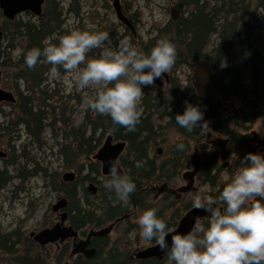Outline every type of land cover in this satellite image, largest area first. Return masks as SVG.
<instances>
[{
    "label": "trees",
    "instance_id": "16d2710c",
    "mask_svg": "<svg viewBox=\"0 0 264 264\" xmlns=\"http://www.w3.org/2000/svg\"><path fill=\"white\" fill-rule=\"evenodd\" d=\"M173 1L186 15H182L176 23L170 22L165 27L158 28L156 36L147 41L132 42L145 52H150L161 37H170L177 47L176 61L172 67L174 70L182 66L193 69L201 60L211 62L215 76L212 91L202 100L195 94L187 100L182 94L181 83L173 78L165 91L158 89V92L141 99L140 122L135 130L113 124L110 115H101L92 109L88 111L86 124L73 129L78 142L76 155L89 159L90 155L100 148L101 140L108 132L115 142L125 143L121 151V170L134 180L136 190L128 199L120 201L114 192L104 187L109 174H104L101 182L91 177V174L102 175L98 162V165L90 164L91 174L85 176L82 175L84 169L81 167L77 180L73 184L63 186L61 193L63 192L64 197L74 205L69 210V221L82 236L86 235L88 228L101 229L115 222L117 225L129 222L133 214L142 213L149 207H157L158 215L164 218L169 226L177 227L182 216L193 207L191 199L193 193L182 196L180 200H174L168 193L155 199L159 187L166 183L170 188H174L183 170L190 168V154L196 150L202 157L198 180L203 185L210 186V195L218 196L227 182L223 183L221 179L223 172L221 153L209 145L208 133L229 138L228 149L233 165L228 173L232 175L239 167L240 159L248 151L251 141L250 135L247 134L248 125L254 123L264 113V36L257 32L255 27L258 21L256 13L260 9L264 11V0H216L214 4L211 0ZM77 6L74 13L79 15L78 2ZM4 17L6 20L2 26V37L4 35L25 44L17 78L28 83L23 92L19 87L16 88L17 102L14 106L17 115L15 127H12L9 134L14 133L18 126L24 125L26 133L39 141L47 127L48 119L44 107L48 106L46 102L49 98L47 92L42 90V86L54 65L41 58V62L30 69L25 64V56L32 47L43 48L46 40L59 42V37L64 34L63 10L57 0H45L43 17L37 20V23ZM132 18L136 22L139 17L135 14ZM214 36L216 43L210 50L214 44ZM241 37L245 38L247 44V48L242 52L246 58L245 64L226 65L225 61L234 56L236 41ZM10 47L16 49L14 44H10ZM3 66H9L7 60ZM57 67L62 73L66 71L60 66ZM248 79L252 81L251 86L247 84ZM229 101L240 103L239 109H233L231 114L228 112L229 109H224ZM186 102L199 105L206 117L211 113L216 116V122L210 129L203 133L199 127L188 131L176 123V114L184 112ZM91 113L93 117L90 116ZM232 124L245 133L233 129ZM88 126L91 127L89 137L86 128ZM170 131H175L180 138L167 150H156L167 142ZM177 142L185 144L184 150L175 147ZM68 150L72 151L71 146L61 150L66 157L69 155ZM23 177L25 173L21 172L20 178ZM0 179H3V182L12 180L5 171H0ZM85 182L99 184V193L93 195L87 188L84 189ZM1 183L0 189L6 185V182ZM178 203H182V207H178ZM135 228L137 226L131 225L128 229ZM26 242L27 248L17 233L0 234V249L4 254L14 258L12 264H48L47 255L50 256V253L45 248L53 244L41 246L30 238L26 239ZM93 242L97 248L94 258L72 256V246L68 244L57 248L58 262L67 258L64 264L71 262L97 264L105 255L102 264H168L167 256L164 259L132 260L130 253L120 250L119 246L110 248L109 237L94 238ZM151 243L156 244L154 240ZM17 247L24 249L19 250Z\"/></svg>",
    "mask_w": 264,
    "mask_h": 264
},
{
    "label": "rangeland",
    "instance_id": "374dc122",
    "mask_svg": "<svg viewBox=\"0 0 264 264\" xmlns=\"http://www.w3.org/2000/svg\"><path fill=\"white\" fill-rule=\"evenodd\" d=\"M211 1L214 4L216 0ZM57 2L63 10L62 20L64 23L62 30L64 34L73 29H85L89 25H92L99 30L109 32L111 47L118 45L123 34L130 36L132 41H147L155 37L158 28H163L172 22V10L174 8L180 9L173 0H122L127 16L132 18L136 14L139 17L138 21L135 22L139 35L137 38L122 26L113 8L112 0H57ZM77 2L79 3V15L74 13L75 9L78 8ZM181 15L186 14L181 11ZM256 16L258 19L255 26L256 30L264 36V11L260 9L256 13ZM5 20L3 12L0 9L1 32ZM17 20L37 23V20L40 19L32 14L23 13L18 16ZM213 38L214 44L210 47V50H212V47L216 43V36ZM10 44H14L16 49L10 47ZM24 46L25 44L22 41L6 38L4 35L0 40V68L3 72L2 88L14 92L15 95L17 87L23 92L28 85L25 80L17 78L20 72L19 62L22 60ZM246 46L244 37L238 39L235 44L234 56L225 61V64L243 66L246 58L242 52L247 48ZM101 51L102 49L99 48L93 49L88 53V56H98ZM6 60L9 64L8 67L3 66ZM54 67L56 68L55 72H53ZM53 68L47 75V82L42 86V90L47 92V98H49L46 102L48 106L44 107L48 119L46 121L47 127L39 141L26 133L24 125L18 126L15 128L14 133L9 134L12 127H15L14 122L16 121L17 115L15 106L4 103L0 108V126L2 133L0 137V149L7 150L12 147L11 160H13L11 162L15 163V165L8 169L9 176H11L12 180L9 182L6 181V185L0 189V234L17 233L23 244L25 243V248H27L26 239L28 240L31 233L40 232L45 228L52 227L57 222L56 215L52 211V206L58 200V185L64 174L67 172H76L79 177V170L83 167L82 175L85 176L90 173V164H97L96 161H93V156L98 150L90 155L89 159L85 156L76 155L78 142L76 133L73 132L74 128L77 129L86 124L88 111L91 109L87 101L95 95L96 90L92 87L77 90L75 87V78L72 73L68 71L62 73L57 66H53ZM168 73L170 75L169 82H166L162 78V81L165 83L164 87L159 88L154 84L145 86L142 98L156 93L159 90L165 91L173 78L178 79L181 83L182 94L186 96L187 100L193 94L196 95L192 68L189 66H182L176 70L172 68ZM247 84L252 85L251 79H248ZM230 103L232 104L229 105ZM227 105L224 109H229L228 112L230 114L233 109H239L240 107L238 101H229ZM90 116L93 117V113ZM204 119L208 120L209 118L204 116ZM86 128L88 129L87 137H89L91 127L88 126ZM232 128L242 132L233 124ZM252 131L264 137V113L256 120L255 124L251 126L247 133H252ZM67 134L70 136L68 137ZM108 134L107 132L101 140L100 148L103 146ZM179 138V135L175 131H170L167 135V142L161 144L156 150H167ZM68 146H71L72 151L68 150L69 155L66 157L61 150L64 148L68 149ZM196 153H198L196 150L191 152V161L193 155ZM5 169V161L0 160V171L3 172ZM99 170H101V164H99ZM189 170H192V164L190 168L183 170L182 175L174 184V189L185 185L183 174ZM21 172L25 173V177L20 178ZM91 177L97 182H101L104 179V177L98 174H91ZM221 179L223 183H228L231 179V173L224 170L221 174ZM0 180L2 181L3 179ZM90 183L92 182H85L84 189L89 187ZM97 186L100 188L99 184ZM162 186L163 184L160 187ZM196 186L198 191L203 190L206 194H210L211 192L210 186L203 185L198 179ZM62 195L64 196L63 192ZM182 205V203H178V207H182ZM140 214L141 212L133 214L129 221L130 223L121 222L114 228L109 236L110 248L117 245L120 250L123 249L125 252L132 254L153 245L140 238V228L136 222ZM131 225H135L137 228L129 230L128 228ZM92 229L99 230L98 228H88L86 235ZM86 235H81L80 237L85 239ZM66 243L61 244L59 248L68 244L72 245L71 241ZM17 248L19 250L24 249V247L23 249L21 247ZM45 249L49 250L48 253H50V256L47 255V260H49L48 264H64L67 258L63 259L60 263L58 262L59 251H57L58 249L55 245H49ZM105 258L106 256L104 255L97 261V264L104 263ZM13 261L14 258L12 256L4 254L0 249V264H12Z\"/></svg>",
    "mask_w": 264,
    "mask_h": 264
},
{
    "label": "clouds",
    "instance_id": "9594fccd",
    "mask_svg": "<svg viewBox=\"0 0 264 264\" xmlns=\"http://www.w3.org/2000/svg\"><path fill=\"white\" fill-rule=\"evenodd\" d=\"M44 45L27 51V67L35 68L43 58L72 73L77 90H96L87 101L90 108L110 115L113 124L129 130H135L140 122L144 87L170 72L177 57L176 44L168 36L145 52L127 35L111 47L109 32L92 25L61 35L58 43L46 40ZM98 48L102 49L98 56H88ZM204 116L199 105L186 102L184 112L176 114L175 121L188 131L199 127L203 133L210 129ZM175 147L184 150L185 144L177 142ZM104 187L124 201L135 192L136 183L122 172L120 160L113 159ZM191 199L193 207L210 215L194 217L191 229L180 232L158 215L157 207H149L136 221L140 238L149 243L154 240L169 264H264V152H249L240 159L239 167L218 196L200 190ZM170 233L171 244L166 239Z\"/></svg>",
    "mask_w": 264,
    "mask_h": 264
},
{
    "label": "water",
    "instance_id": "95a60500",
    "mask_svg": "<svg viewBox=\"0 0 264 264\" xmlns=\"http://www.w3.org/2000/svg\"><path fill=\"white\" fill-rule=\"evenodd\" d=\"M44 0H0V7L3 10L6 17L9 19H15L17 15L25 13L27 11L32 12L36 16L42 15V7ZM113 7L116 11L118 19L125 25L131 26L132 22L129 18L123 15L120 8V1L116 0L113 4ZM172 18L173 20H178L180 18V11L177 8L172 10ZM2 37V33H0V39ZM1 69H0V83H1ZM164 76L167 77V74L164 73ZM193 79L195 84V90L197 93V97L202 100L204 96L212 91L215 76H214V67L211 62L207 60H201L197 62L193 68ZM157 80V79H156ZM155 80V83H156ZM15 102V98L5 90H0V103L1 102ZM212 116V115H211ZM209 138H212V135L208 134ZM113 137L110 135L107 138L105 145L98 151L95 155V158L100 160L103 164V170L105 173L109 174V163L113 159H118L121 153V145L117 144L116 146H112ZM228 139H224L222 137H215L211 140V145L214 149L220 150L222 153V158L227 160L230 157V151L228 149ZM259 145L264 146V140L259 141ZM249 152H254L253 149H249ZM0 157H4V154L0 152ZM226 165L224 164L223 168ZM202 167L201 156L199 154L193 155V170L185 173L183 175V179L186 182V185L178 189L179 194H185L189 192L197 191L195 186L196 177L199 174ZM76 179V175L74 173H66L63 177V181L65 182H74ZM167 189V185L164 184L160 190L159 194H162ZM88 190H92L96 193L97 189L92 184L89 186ZM66 205V200H62L59 204V208H63ZM55 209V207H54ZM210 215V213L204 211L203 209H198L193 207L190 209L180 220L177 230L180 232H187L191 229L194 224V217L201 216L206 217ZM68 215L64 213L62 215V221L67 219ZM113 226H109L106 229L101 231L93 230L89 233L86 239H79V234L74 230L72 226L65 227L61 229V224L56 225L51 230L43 231L39 234H36L35 240L42 244H49L57 241L59 238L64 241L66 238L73 239V255L82 254L87 258L95 257L97 250L92 247V239L95 237H105L112 232ZM34 234H32L33 236ZM171 233L166 237L169 244H171ZM166 254L162 252L158 246L155 244L151 247H148L144 250L139 251L137 254L138 259H149L153 257L163 258Z\"/></svg>",
    "mask_w": 264,
    "mask_h": 264
},
{
    "label": "flooded vegetation",
    "instance_id": "af4514ba",
    "mask_svg": "<svg viewBox=\"0 0 264 264\" xmlns=\"http://www.w3.org/2000/svg\"><path fill=\"white\" fill-rule=\"evenodd\" d=\"M116 0H112V2H113V4H114V2H115ZM120 1V8H121V11H122V13H123V15L124 16H126L127 18H129L130 19V21L132 22V28L131 27H128V26H126L125 24H123V23H121L122 24V26L125 28V29H127V30H129L130 31V33L132 34V35H134L135 37H137L138 38V33H137V30H136V25H135V21L133 20V18H131V17H129V16H127V14H126V12H125V10H124V7H123V4H122V0H119ZM44 5H45V0H44V3H43V7H42V15L41 16H36V15H34L32 12H30V11H27V12H25V13H29V14H32V15H34L35 17H37V18H42L43 17V14H44ZM114 8V7H113ZM0 9H1V7H0ZM115 10V9H114ZM2 12H3V10H2ZM3 15L5 16V14H4V12H3ZM181 14H180V18H181ZM179 18V19H180ZM178 19V20H179ZM173 20V19H172ZM171 20V21H172ZM178 20H173L172 21V23H176ZM120 21V20H119ZM175 21V22H174ZM137 22V21H136ZM0 33H2L1 31H0ZM126 34H123V36H125ZM122 36V37H123ZM1 69V68H0ZM1 72H2V70H1ZM162 78H164L165 79V81L166 82H169V80H170V76H169V74H167V77L166 76H162L161 78H157V80H156V83H154V85H157L159 88H162V87H164V85H165V83L162 81ZM48 79V78H47ZM2 82H3V72H2V74H1V83H0V90L2 89V90H5V91H7L8 93H10L14 98H15V100H17L16 99V95H15V93L14 92H12V91H8V90H6V89H4V88H2ZM46 82H47V80H46ZM45 82V83H46ZM16 102V101H15ZM15 102H1L0 103V108H1V106H2V104H4V103H8V104H11V105H14L15 104ZM208 122H209V127L210 126H212L213 125V123L214 122H216V116L215 115H212V116H208ZM256 122V121H255ZM255 122L254 123H252V124H250V125H248V127H249V129L251 128V126L252 125H254L255 124ZM240 130V129H239ZM239 132V131H238ZM242 132L243 133H245V131H243L242 130ZM209 134V133H208ZM210 134H212V133H210ZM248 135H250V137H251V141H250V144H249V146H248V151H249V149H253L254 150V152H264V146H261V145H259V141L260 140H264V137H261L259 134H257L255 131H252V133H247ZM1 135H2V133H1V126H0V137H1ZM109 135V134H108ZM216 136H214L213 134H212V138H215ZM212 138H208L210 141L209 142H211V140H212ZM224 139H228L229 140V138H226V137H223ZM118 144H120L121 145V151L123 150V148L125 147V143L124 142H122V141H118L117 142ZM229 144V143H228ZM117 144L115 143V142H113L112 143V146H116ZM209 145H211V144H209ZM212 147V146H211ZM213 148V147H212ZM214 149V148H213ZM0 152L2 153V154H4V157H0V160L1 161H5V163H6V169L4 170L5 171V173L7 174V176L8 177H10L11 178V176H9V171H8V169H9V167H11V166H13L14 165V162H11L12 160H11V152H12V147H10L9 149H7V150H3V149H0ZM221 153V152H220ZM121 154L122 153H120V155H119V157H118V159L120 160L121 159ZM198 154L201 156V154L198 152ZM93 161H96V162H98L99 164H101V172H102V177H104V174H107V173H105L104 171H103V164H102V162L100 161V160H96L95 159V156H93ZM221 161H222V163H221V168L223 169V171L224 170H226L227 172H228V170H230L231 168H232V165H233V161H232V156H231V153H230V157L227 159V160H224L223 158H222V153H221ZM193 161H191V164H192V170H193V163H192ZM224 164L226 165L224 168H223V166H224ZM192 170H189V171H192ZM3 171V172H4ZM189 171H187V172H189ZM186 172V173H187ZM200 172H201V170H200ZM200 172H199V174H200ZM67 173H74L75 175H76V179H75V181L77 180V178H78V175H77V173L76 172H67ZM185 174V173H184ZM183 174V175H184ZM199 174L197 175V177H196V181H197V179H198V176H199ZM65 175V174H64ZM64 177V176H63ZM184 180V179H183ZM74 181V182H75ZM0 182H2L3 184L6 182H3V180L1 181L0 180ZM73 182V183H74ZM1 183V184H2ZM72 182H65V181H63V178H62V180H60V183H59V185H58V191H59V197H58V200H57V202L52 206V211H53V213L56 215L55 217H56V223L54 224V226H52V227H48V228H45V229H43V230H41L40 232H34V233H36V234H39V233H41V232H43V231H46V230H51V229H53L56 225H58V224H61V229H63V228H65V227H70V226H72L71 224H70V221H69V210H70V208H73V204H71V202L66 198V197H64L63 195H62V193H61V189H62V187L63 186H67V185H69V184H73ZM90 184H92V183H90ZM95 186H97V184H95V183H93ZM166 184V183H165ZM164 185V184H163ZM167 185V189L163 192L164 194L165 193H168V194H170L172 197H173V199L174 200H180L181 198H182V196H184V195H186V194H189V193H192V192H189V193H185V194H179L177 191H178V189H180V188H178V189H174V188H170L169 187V185L168 184H166ZM3 188V187H2ZM160 188L161 187H159V190H160ZM98 190H99V187L97 186V191H96V193L95 194H93V192H91L93 195H96L97 193H98ZM159 190H158V194H157V196L155 197V198H158L159 197ZM194 192H196V191H194ZM193 192V193H194ZM259 198V197H258ZM62 200H66V205H65V207H63V208H59L58 207V204L62 201ZM54 207H55V209H54ZM64 213H66L67 215H68V217H67V219L65 220V221H62V215L64 214ZM183 217V216H182ZM114 224V228L117 226V223L115 222V223H113ZM112 225V224H111ZM111 225H108V226H111ZM108 226H106V227H108ZM73 227V226H72ZM106 227H104V228H106ZM114 228H113V230H114ZM102 229V228H101ZM112 233V232H111ZM81 236V235H80ZM87 236V235H86ZM110 236V235H109ZM109 236H107V237H109ZM29 238L30 239H32V240H34V242H36L35 241V239L34 238H32L31 236H29ZM81 238V237H80ZM104 238H106V237H104ZM96 239V238H95ZM65 241V242H64ZM64 241H62V239L61 238H59L57 241H55V242H52V244L53 245H55L57 248H59L60 247V245L61 244H64V243H66V242H68V241H71V243H72V245L71 246H73V240L71 239V238H66ZM36 243H38V242H36ZM39 244V243H38ZM67 244V243H66ZM92 247H94L95 248V245H94V242H93V239H92ZM97 249V248H96ZM72 251V250H71ZM139 251L140 250H138L136 253H130V258L132 259V260H147V259H138L137 258V254L139 253ZM150 259H152V258H150ZM157 259H161V258H157ZM162 259H164V257L162 258Z\"/></svg>",
    "mask_w": 264,
    "mask_h": 264
},
{
    "label": "bare ground",
    "instance_id": "6f19581e",
    "mask_svg": "<svg viewBox=\"0 0 264 264\" xmlns=\"http://www.w3.org/2000/svg\"><path fill=\"white\" fill-rule=\"evenodd\" d=\"M173 19V18H172ZM173 21V20H172ZM175 22V21H174ZM126 26H128V25H126ZM128 27H133L132 25L131 26H128ZM195 66V65H194ZM194 80V79H193ZM194 86H195V84H194ZM209 138V137H208ZM229 141V140H228ZM210 144H211V142H210ZM212 146V145H211ZM198 154V153H197ZM96 159V158H95ZM96 160H98V159H96ZM192 161H193V157H192ZM104 171V170H103ZM108 174V173H107ZM93 184V183H92ZM92 184H90V185H92ZM89 185V186H90ZM94 185V184H93ZM95 186V185H94ZM96 187V186H95ZM88 188L89 187H87V190H88ZM96 189H97V187H96ZM89 191V190H88ZM89 192H93L92 190H90ZM93 194H95L94 192H93ZM111 226H113V228H114V224H112ZM109 227V226H108ZM108 227H106V228H108ZM106 228H102V229H99V230H96L97 232L98 231H101V230H103V229H106ZM75 230V229H74ZM93 230H95V229H93ZM93 230H90L89 231V233L91 232V231H93ZM76 231V230H75ZM112 231H113V229H112ZM78 234H79V232L78 231H76ZM89 233L87 234V236L89 235ZM32 234H34L33 236H32ZM111 234V233H110ZM109 234V235H110ZM109 235H107V236H109ZM30 236L32 237V238H34L35 239V236H36V233H31L30 234ZM87 236H86V238H87ZM107 236H105V237H107ZM85 238V239H86ZM95 238H104V237H95ZM80 239H82V238H80V234H79V239L78 240H80ZM94 239V238H93ZM73 240V239H72ZM36 242H38L37 240H35ZM65 242V241H64ZM41 246H46V245H48V244H42V243H40V242H38ZM49 244H52V243H49ZM94 248V247H93ZM96 249V248H95ZM97 250V249H96ZM97 254V253H96ZM71 255L72 256H77V255H73V246H72V251H71ZM79 255H82V254H79ZM84 256V255H83ZM96 256V255H95ZM85 257V256H84ZM85 258H87V257H85ZM94 258V257H93ZM153 258H157V257H153ZM87 259H92V258H87ZM150 259V258H149ZM162 259V258H161ZM65 264H69V263H65Z\"/></svg>",
    "mask_w": 264,
    "mask_h": 264
}]
</instances>
